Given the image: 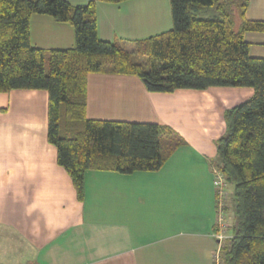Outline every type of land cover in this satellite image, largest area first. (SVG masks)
Wrapping results in <instances>:
<instances>
[{
    "label": "crops",
    "instance_id": "crops-1",
    "mask_svg": "<svg viewBox=\"0 0 264 264\" xmlns=\"http://www.w3.org/2000/svg\"><path fill=\"white\" fill-rule=\"evenodd\" d=\"M162 1L97 3L98 39L132 51L170 31V4ZM248 3L245 19L264 21V0ZM29 33L35 48L74 47L73 28L44 15L31 16ZM244 40L250 57L264 59V33ZM252 95L248 88L152 93L136 76L88 75L87 120L165 126L182 145L155 172L87 170L80 200L47 139V93H0V264H214L216 141L226 133L225 111Z\"/></svg>",
    "mask_w": 264,
    "mask_h": 264
},
{
    "label": "trees",
    "instance_id": "trees-1",
    "mask_svg": "<svg viewBox=\"0 0 264 264\" xmlns=\"http://www.w3.org/2000/svg\"><path fill=\"white\" fill-rule=\"evenodd\" d=\"M126 1L90 0L73 7L64 0H0V93H47V139L81 200L87 170L155 172L182 145L165 126L87 120L88 75L136 76L152 93L252 89L250 99L225 111L226 133L216 141L214 165L231 188L224 213L234 217L220 259L221 264H264V59L250 57L244 40L247 32L264 33V21L245 19L248 0H169L171 30L126 51L98 39L95 15L97 3ZM204 9L216 16H198ZM32 15L69 24L74 47H33Z\"/></svg>",
    "mask_w": 264,
    "mask_h": 264
},
{
    "label": "built area",
    "instance_id": "built-area-1",
    "mask_svg": "<svg viewBox=\"0 0 264 264\" xmlns=\"http://www.w3.org/2000/svg\"><path fill=\"white\" fill-rule=\"evenodd\" d=\"M214 186L216 192L217 221L216 232L213 234L217 242V250L213 254L214 264H221L220 244L227 239L228 221L224 213L225 201L227 197L226 182L224 176L218 170L214 171Z\"/></svg>",
    "mask_w": 264,
    "mask_h": 264
},
{
    "label": "rangeland",
    "instance_id": "rangeland-1",
    "mask_svg": "<svg viewBox=\"0 0 264 264\" xmlns=\"http://www.w3.org/2000/svg\"><path fill=\"white\" fill-rule=\"evenodd\" d=\"M164 4H165V6H166V8H169V0H163L162 1ZM170 11V10H169ZM198 16H200V17H203V18H211V17H215L216 15H215V13H214V11L213 10H211V9H207V10H205L204 9V11H201V12H199L198 13ZM239 26H240V19H239V17L236 15L235 16V26H234V30L235 31H238V29H239ZM130 51V50H129ZM226 189H227V192H228V194H227V197H226V204H227V206H230V197H231V188H230V186H226ZM230 193V194H229ZM225 204V205H226ZM230 213V212H229ZM231 215H232V212L230 213ZM232 218V217H231ZM232 223H234L233 222V218H232ZM231 223V224H232Z\"/></svg>",
    "mask_w": 264,
    "mask_h": 264
}]
</instances>
